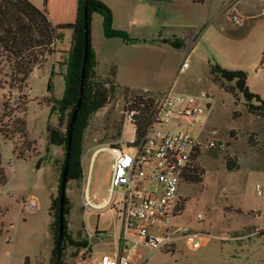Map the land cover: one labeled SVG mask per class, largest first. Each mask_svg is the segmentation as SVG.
Returning <instances> with one entry per match:
<instances>
[{
  "label": "rangeland",
  "instance_id": "rangeland-1",
  "mask_svg": "<svg viewBox=\"0 0 264 264\" xmlns=\"http://www.w3.org/2000/svg\"><path fill=\"white\" fill-rule=\"evenodd\" d=\"M102 1L111 10L112 28L142 40L131 43L106 37L101 15L91 14L90 44L100 52L96 69L99 77H108L114 83L107 103L90 116L84 132V177L67 181L65 189L70 233L90 240L92 249L66 246L64 264H79L90 251L84 264H95L94 258L115 250L114 224L110 215L102 213L105 207L84 210L83 203L86 196L91 203H100L110 193L107 177L112 154L107 146L121 137L130 98L141 95L156 100L170 87L188 93L206 92L212 97L207 116L197 125L203 124L202 135L216 145L203 148L197 157L201 180H185L187 176L179 183L182 209L173 217L170 230L185 227L186 231L172 232V243L162 249L151 251L137 245L136 253L142 257L138 264H264L263 234L233 238L264 226V116L248 113L242 97L235 99L223 91L220 79L212 72L215 64L245 70L248 89L264 100V0ZM231 12L239 16L240 25L231 20ZM164 38L178 39L182 45L173 47L163 42ZM63 44L69 46L68 36ZM61 58L51 61L60 64ZM184 61L187 65L183 67ZM111 66L119 71L121 85L110 75ZM0 68V119L8 118L2 114L6 93L4 99L9 108H15V115L22 114L20 105L26 108L27 129L36 139L35 153L28 159L18 158L13 152L11 143L19 144L18 136L11 141L0 139L7 176L0 186V264H25L26 257L28 264H53L55 244L50 223L55 218L48 209L50 198L57 195L63 148L48 145L45 128L57 125L58 112L53 111L56 121H45L50 104L45 99L48 96L39 94L47 90L48 80L39 84V69L31 73L27 86L18 90L5 84L8 67L3 61ZM52 83L55 94L49 96L61 97L64 82L55 76ZM175 122L170 119L164 130L173 129ZM130 127L127 124L123 129L124 140L134 137ZM182 128L197 135L195 125ZM227 157L234 158V167L227 168ZM256 185L261 187L260 194ZM119 190L112 188L114 195ZM95 228L103 231L97 236Z\"/></svg>",
  "mask_w": 264,
  "mask_h": 264
},
{
  "label": "trees",
  "instance_id": "trees-1",
  "mask_svg": "<svg viewBox=\"0 0 264 264\" xmlns=\"http://www.w3.org/2000/svg\"><path fill=\"white\" fill-rule=\"evenodd\" d=\"M200 1V0H196ZM84 5H86V20L83 17ZM96 12L102 17L103 33L106 37H119L126 42H138L142 39L130 37L127 32L112 28L111 10L102 0H78L76 19L71 23L53 25L48 19L45 7L39 8L30 0H0V61H3L8 70L4 74L5 84L10 89L21 90L28 84V78L34 68L42 69L48 55L53 51L56 39L62 36V30L71 31L70 46L66 61L64 75V90L60 98L48 96L50 112H58L57 125L48 124L45 128L48 145L63 148V159L60 165L62 171L68 148V123L71 113L80 99V106L73 123L68 155V168L66 183L69 180H81L83 169L81 164L82 142L85 129L90 116L102 108L108 101L113 91V81L108 77H99L96 66L97 60L90 44L91 14ZM87 24L88 44L87 57L83 62L84 52V23ZM163 42L173 47L182 44L178 39L164 38ZM110 75L114 77L115 68ZM220 79V87L230 93L235 99L242 97L246 111L250 114L264 116V100L256 93L251 92L246 84L247 73L242 69H230L215 64L212 69ZM1 73V68H0ZM5 98V95H4ZM24 105V103L22 102ZM155 100L150 97L136 95L130 98L127 111L133 112L131 123L136 127L135 136L139 139L143 130L150 121L154 110ZM2 114L8 117L5 121L0 119V139L11 141L18 136L20 143L12 142L13 152L16 157L28 159L35 153L36 139L30 137L25 119V107L19 106L22 114L15 115V108H9L7 101L2 102ZM18 107V108H19ZM7 110V111H6ZM64 127L62 128V125ZM251 141V137H250ZM34 152V153H33ZM198 154L196 155V158ZM38 164V162H37ZM234 158H226L227 168L234 167ZM201 169L196 162L193 172L188 176L190 181L201 180ZM60 175L58 177L57 195L50 198L48 214L54 212V221L50 223L54 248L52 250V262L56 264V242L59 236V188ZM7 181L6 172L2 164L0 152V186ZM182 205H178L180 211ZM70 212L68 196L64 195L62 209V239L60 244V263L64 264L62 255L66 246H72L76 250L90 249L87 239L74 237L69 230L67 215ZM50 215V214H49ZM97 233V232H96ZM28 264V258H25Z\"/></svg>",
  "mask_w": 264,
  "mask_h": 264
},
{
  "label": "built area",
  "instance_id": "built-area-1",
  "mask_svg": "<svg viewBox=\"0 0 264 264\" xmlns=\"http://www.w3.org/2000/svg\"><path fill=\"white\" fill-rule=\"evenodd\" d=\"M261 12L264 13V8ZM230 18L241 24L236 13L231 12ZM186 65L184 61L182 66ZM212 103V97L206 92L188 93L170 87L155 100L150 121L139 139L135 136L136 126L133 124L134 137L131 140L120 137L107 146L112 154L111 190L103 206L114 215L118 244L114 254L100 255L97 264H138L142 257L134 260L137 245L155 251L170 246L172 232L186 231L185 227L170 230L180 203L178 186L193 172L196 155L203 148L216 145L213 139L202 135L203 124L197 125L209 112ZM132 114L127 112L130 122ZM173 118L175 127L164 130ZM194 125L196 136L182 128ZM114 187L120 189L116 195L112 191ZM255 188L258 194L262 192L259 185ZM83 207L89 209L97 205L86 196ZM151 227H155V231H150ZM256 233H264V227Z\"/></svg>",
  "mask_w": 264,
  "mask_h": 264
},
{
  "label": "crops",
  "instance_id": "crops-1",
  "mask_svg": "<svg viewBox=\"0 0 264 264\" xmlns=\"http://www.w3.org/2000/svg\"><path fill=\"white\" fill-rule=\"evenodd\" d=\"M30 1L34 5H36L37 7H39V8H44L45 7L46 12H47L48 19L50 20V22L53 25L64 24V23H71V22H73L76 19L77 9H78V0H30ZM61 32H62V36L60 38L56 39L55 44H54V47H53V51L47 57V62H49V63L46 62V65L44 66L43 69H39L38 70V69L34 68V70L32 71V73L34 71H37V70L38 71H41L42 74L39 76V79H42V83H39L40 85L43 84L44 82H46V80H48L47 90H45V92H41L40 91V94L39 95L42 96V97L43 96H49L52 93L55 94L54 87H53L54 85L52 83V79L55 76H59L62 79V81L64 82V75H65V72H66V61H67L68 49H69L70 44H69V46H67V45L65 46L63 44V41L66 39V36H68L69 43H70L71 31L69 29H65V30H62ZM90 40H91V37H90ZM146 40L147 39H145V41ZM93 48H94L93 50H94L95 57H96L97 64H98L99 57H100V52H99V50L94 45H93ZM61 55H62V58H61L62 62L60 64L54 63L53 61H51V59L53 60V58H56L57 56H61ZM262 62H263V59H262L261 63ZM96 70H97V73L98 74H101V73L98 72V69H96ZM113 78H114V81L116 83H118L119 85H121V83L118 80L119 79V71L117 69H115V75H114ZM29 91H30V88L28 86V93H29ZM36 96H38V95H36ZM3 100H4V98H3ZM207 114H206V116H207ZM51 118H54V121H56V119H57V117L55 116L54 112H50V107L46 106V117H45V121L47 119L48 120L49 119L51 120ZM127 124L128 125L130 124V126H131L130 128H131L132 131L134 129L133 123H131L130 120H129V118L126 116L124 118L123 122H122L121 137L123 135V129H124L125 125L127 126ZM201 151L198 153V155H200ZM56 152H57V150H54L53 151V153H52V154H54L53 158L55 157ZM81 161H82V155H81ZM82 169H83V167H82ZM110 176H111V172H110V174L107 177V180L109 181V183H110ZM83 177H84V172H83L82 179H83ZM186 179H188V177L185 178V180ZM106 198L103 197L102 198L103 201H101L100 203H93V204L97 205V207H100V206L105 207L104 210L102 211V213L103 214L110 215L111 221L114 224V228L112 230V237H113V242H114V246H115V250L112 252V254H114L116 252V249H117L118 240L116 238V232H115L114 215L111 212L108 211V209H107L106 206H103V203H104V201H105ZM262 227H264V226H262ZM262 227H260V228H262ZM88 231H89V229H88ZM102 231H103V229L95 228V230L93 231V233H96L97 232L96 234L98 236V234H100ZM150 231H155V227H151L150 228ZM256 231L249 232L246 235L233 236V238H241L242 239V238H245L246 236L251 237V236H253L255 234H263L264 235V233H256ZM97 236H95V237H97ZM88 241H89V244H90L91 249H92L91 241L90 240H88ZM90 253H91V251L89 252V256L87 258H85L83 261H81L79 264H84L85 261L88 258H90V256H91ZM135 253H136V248H135ZM135 255L136 256H139V255H137V253ZM99 257L100 256H98L97 258H94L95 264H97Z\"/></svg>",
  "mask_w": 264,
  "mask_h": 264
},
{
  "label": "water",
  "instance_id": "water-1",
  "mask_svg": "<svg viewBox=\"0 0 264 264\" xmlns=\"http://www.w3.org/2000/svg\"><path fill=\"white\" fill-rule=\"evenodd\" d=\"M86 5H84V13H83V17L86 20ZM87 44H88V33H87V24L86 21L84 23V52H83V62L86 60L87 57ZM80 106V99L78 100L75 108L73 109L71 116H70V120L68 123V148H67V152H66V159H65V163L63 166V169L61 171V175H60V188H59V203H60V207H59V236L56 242V248H55V254H56V264L60 263V244H61V239H62V209H63V200H64V195H65V189H66V173H67V168H68V155H69V142H70V135H71V131H72V127H73V123L75 122V118L78 112Z\"/></svg>",
  "mask_w": 264,
  "mask_h": 264
}]
</instances>
